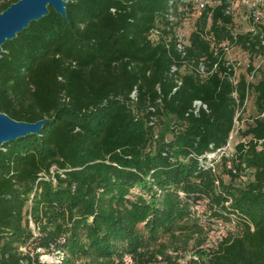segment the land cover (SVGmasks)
I'll list each match as a JSON object with an SVG mask.
<instances>
[{
  "label": "trees",
  "instance_id": "trees-1",
  "mask_svg": "<svg viewBox=\"0 0 264 264\" xmlns=\"http://www.w3.org/2000/svg\"><path fill=\"white\" fill-rule=\"evenodd\" d=\"M65 1V16L49 7L1 45L0 112L47 120L0 148V264H55L45 252L114 264L122 249L135 264L154 253L164 264H264V71L236 78L220 45L246 53L250 72L264 25L235 31L228 1L209 0L183 43L181 0ZM248 93L256 114L229 154L206 159ZM194 100L206 108L193 113ZM216 221L229 229L205 256L166 252L179 249L176 231L184 245Z\"/></svg>",
  "mask_w": 264,
  "mask_h": 264
},
{
  "label": "rangeland",
  "instance_id": "rangeland-1",
  "mask_svg": "<svg viewBox=\"0 0 264 264\" xmlns=\"http://www.w3.org/2000/svg\"><path fill=\"white\" fill-rule=\"evenodd\" d=\"M183 4L179 5L180 13L183 12V15L180 17L177 16L174 18V21H178L175 32L178 38L182 42H186V38L194 27V23L196 20L197 15L199 14V11L196 9L195 3L193 0H181ZM233 16H234V29L235 31L244 32L248 25V20L246 18L245 10L244 8L237 3V6L233 9ZM226 59L233 64L234 66V72L236 78L240 74H245L247 77V81H252L254 78H250L249 72L247 70L249 65V57L246 53H244L240 48L238 47H230L226 51ZM252 63L254 65H259L258 73H256V76L259 77L261 75V72L264 71V60L261 59V57H256ZM255 76V77H256ZM239 111V117L235 121V127L232 137V143L237 139V129H244L246 125L251 121V118L256 114V107L254 104V96L251 93H248L247 98L245 100V104L243 107H240L238 109ZM236 133V134H235ZM180 231H176L175 235H178L177 238H175L174 245L177 246L179 249L177 252L173 248H166V252L171 254L172 256H175L177 253H185L187 257H193L196 258L198 254V250L203 249V255L208 253L209 247L216 245L220 241V237L218 233L211 231L209 226H206L204 228V233L202 235L195 234L192 238H190L187 242V244L182 243L183 237L179 236L181 233ZM204 238V241L202 243H198V240ZM172 238L170 236H166L163 238L162 241H164V245L168 244L169 241H171ZM149 249L151 251H154L155 249L159 248L157 243H154L152 241H149ZM121 251V250H120ZM42 261L48 262V263H55L60 264V260L62 258V255L59 252H50V253H42L40 256ZM112 262L114 264H135L133 262V258L130 256V254L125 250L122 249L121 252L114 253L112 255ZM182 258L180 257L179 260ZM74 264H96L93 262L90 258L86 259H76L74 261ZM149 264H164L162 261V256L158 253H154L153 260L149 261Z\"/></svg>",
  "mask_w": 264,
  "mask_h": 264
},
{
  "label": "water",
  "instance_id": "water-1",
  "mask_svg": "<svg viewBox=\"0 0 264 264\" xmlns=\"http://www.w3.org/2000/svg\"><path fill=\"white\" fill-rule=\"evenodd\" d=\"M65 0H17L0 12V53L1 45L6 40L13 39L32 21H37L48 13V8L65 16ZM46 118L35 122L17 121L0 112V148L5 142L38 134L46 122Z\"/></svg>",
  "mask_w": 264,
  "mask_h": 264
},
{
  "label": "built area",
  "instance_id": "built-area-1",
  "mask_svg": "<svg viewBox=\"0 0 264 264\" xmlns=\"http://www.w3.org/2000/svg\"><path fill=\"white\" fill-rule=\"evenodd\" d=\"M193 1L195 5L198 7V9H203L205 5L209 2V0H193ZM227 1L229 4L226 7L225 10L226 13H232L233 9L237 6V3H239L244 8L246 18L248 20V25L244 30V32H256L261 28V25H264V0H227ZM262 43H264V39H262ZM220 45H222L227 51L228 48L225 46L226 44L222 43ZM178 47L181 48L180 45H178ZM261 59L264 60V57H261ZM227 63H229V61ZM258 69H259V65L253 64L252 70L249 72L250 78H253L255 76V74L258 72ZM172 70H175V68L173 67ZM198 71L200 73L205 72V68L203 64L199 65ZM178 83H180V81H178ZM200 108L205 109L206 105L203 104L200 100H194L192 105V112L196 114ZM237 115H239V111L237 112ZM233 132L234 130L230 133L228 137V141L224 146L217 149L216 151L205 153L203 156L208 160L213 157L217 160V158H219L223 153L229 154L233 146L231 140L233 137ZM203 201L207 202L208 199L204 198ZM204 208H205V204L196 203L193 205V209L195 210L196 215L202 220L205 218ZM209 227L211 231L218 233L220 240L223 239V237L226 235L227 230L229 229L228 225L221 221L213 222L209 225Z\"/></svg>",
  "mask_w": 264,
  "mask_h": 264
}]
</instances>
